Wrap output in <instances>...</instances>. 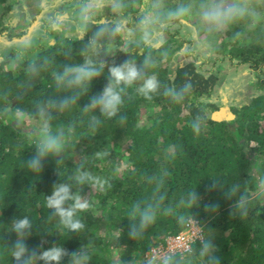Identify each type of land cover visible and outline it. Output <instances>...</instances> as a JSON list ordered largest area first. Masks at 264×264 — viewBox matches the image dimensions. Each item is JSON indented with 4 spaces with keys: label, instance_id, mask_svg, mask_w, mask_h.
Masks as SVG:
<instances>
[{
    "label": "trees",
    "instance_id": "obj_1",
    "mask_svg": "<svg viewBox=\"0 0 264 264\" xmlns=\"http://www.w3.org/2000/svg\"><path fill=\"white\" fill-rule=\"evenodd\" d=\"M20 1L0 0V38L5 34L13 42L21 36L6 34L9 27L4 22ZM63 1H48L51 10L44 9L45 21L35 27L40 45L30 57L21 59L12 51L0 64V264H17L12 252L18 237L12 226L25 217L31 223L25 244L37 256L59 246L69 254L81 253V264H127L125 255L117 262L111 254L131 249L139 255L164 245L184 228L183 205L190 207L191 218L204 221L206 233L222 231L226 236L215 245L206 237L194 245L192 254L166 264H264V75L257 83L260 94L249 105L223 104L215 99V75L202 72L195 62L176 63L175 51L181 47L174 38L158 47L126 43L120 34L112 41L114 47L98 59L109 65L128 59L139 66L147 60L144 74L155 75L159 87L151 99L136 91L140 81L125 89L117 116L108 119L98 108H85L106 85L107 67L87 91L58 87L54 79L53 73L62 72L65 65L83 63L84 46L97 30L92 25L81 37L51 44L47 36L53 33L44 35L42 29L47 23L58 24L55 11L78 10L80 2ZM154 2L122 0L119 15L140 27L146 15L156 17L161 11ZM178 5L180 0H162L165 10ZM97 20L108 28L117 22L112 15ZM259 20L239 22L233 44H224L230 66L249 64L257 69L264 62V17ZM77 92L74 103L61 106L65 97ZM145 109L148 123L140 125ZM16 115L36 120L45 116L54 135L72 136L81 157L58 152L43 159L40 171L30 169L27 162L36 155L41 137L20 127ZM84 172L103 181V188L93 186L92 180L78 183L76 177ZM56 184L70 185L73 194L89 202V209L77 214L82 230H68L47 208L46 199ZM146 210L154 219L141 227L140 213ZM61 264H71V255Z\"/></svg>",
    "mask_w": 264,
    "mask_h": 264
},
{
    "label": "clouds",
    "instance_id": "obj_2",
    "mask_svg": "<svg viewBox=\"0 0 264 264\" xmlns=\"http://www.w3.org/2000/svg\"><path fill=\"white\" fill-rule=\"evenodd\" d=\"M262 4H264V0H193L192 4H181L173 9L165 10L162 7V0H157L154 6L159 7L161 11L156 17L145 16L141 20L140 40L148 46H153L160 35L159 31L156 30V25L160 29H164L168 27L171 21L186 20L193 15L194 8L201 25L208 33L222 32L241 21L251 20L255 22L261 19L258 6ZM77 7L78 12L74 23L76 32L83 36L92 25H96L97 30L84 46L83 63L65 65L62 72L53 73L57 86L87 91L88 86L100 77L104 68L107 67L106 85L99 94L91 98L90 104L86 105L85 108H98L101 115L108 119L117 116L123 104L122 93L125 89L137 85L138 81L141 83L136 91L146 99H151V94L157 91L159 82L155 75L145 76L143 68L147 67V60L144 61L143 66H139L133 60L128 59L122 63L110 65L106 61L98 59L102 52L114 47L112 41L125 29L120 22H116L111 28H108L100 24L97 17L105 7H110L114 13H120L123 8L122 0H80ZM105 41H108L107 45ZM172 92L175 95V90ZM79 95L80 92H77L73 96L65 97L61 106L74 103ZM96 119L93 117V120ZM193 130L199 131L197 124L193 125ZM61 146L60 138L54 135L49 125L45 123L37 153L28 160V167L34 171H40L43 167V159L58 153ZM76 180L80 184L92 180L93 186H98L101 189L104 186L103 181L93 178L87 172L78 175ZM195 198V193H193L192 199ZM242 200L243 197H241ZM46 206L48 209L54 210L55 215L60 218L61 224L72 232H78L84 228V224L77 218V214L87 211L90 207L89 202L79 193H72L71 186L68 184L54 185L51 196L46 199ZM153 219L154 213L150 210L141 212V227L147 226ZM12 227L18 237L14 242L15 246L12 252L17 264H36L37 260L43 261L45 264H61L62 259L69 255H71V264H81V253L69 254L63 247L59 246H53L49 250L41 252L39 256L35 250L29 252L24 240L30 234L31 229V223L27 217L14 221ZM133 231H135V227H133Z\"/></svg>",
    "mask_w": 264,
    "mask_h": 264
},
{
    "label": "rangeland",
    "instance_id": "obj_3",
    "mask_svg": "<svg viewBox=\"0 0 264 264\" xmlns=\"http://www.w3.org/2000/svg\"><path fill=\"white\" fill-rule=\"evenodd\" d=\"M48 1L49 0H21L17 8L14 9L12 14H10V16H8V18L4 21L5 24H7V27H9L6 34L15 37L18 34H22L20 37L16 38V41L13 42L8 41V36L5 34L2 38H0V64L6 61L7 57L12 51L16 52L21 59H27L30 57L32 52L39 47V40L41 36L38 34L39 30H37L35 27L38 26V21H45L43 19V13L47 12V10L44 9L51 10V8L48 6ZM64 3H66L65 5H68L69 0H64L63 4ZM156 3L157 0H155L154 4L156 5ZM192 3L193 0H180V4L188 5ZM65 9L67 8H62L61 14L57 15V17L54 16L56 21H58L57 25L55 22L47 23L45 26L47 28L42 29L44 35L47 33V31L53 33L52 36H47V39L51 44H55V42H59L65 38L76 39L81 37V35L76 32L74 27L76 13L78 10ZM263 10L264 4L258 6V11L261 13V17H264ZM195 12L196 9L194 8L193 15L186 20H175L169 22L168 27L163 29L164 34L159 35L160 37L164 38L162 43L167 42V40L171 37L174 38L173 40L179 39V46L181 48H178L175 51L177 55V60H175L176 63L178 61L195 62L202 72L212 73L219 79V84L215 90V99L217 102L236 107L249 105L252 100H254L255 97L260 94L257 89V83L259 82V78H262V74L264 75V62L261 63L257 69L252 68L249 64H242L237 68L230 66L228 62H225V57L229 55V51L224 44H233L232 39L234 30L235 27H239L240 23L233 24L222 32L208 33L201 25L200 20ZM2 13L0 11V29L3 28V21L1 17ZM120 13H114L110 7H105L103 12L97 18L107 19L110 18L111 15L114 16L116 21L122 23L124 26L125 31L121 34V36L126 43H130L131 41L135 43H143L140 40L139 25L135 21H133L132 24H127L128 19L120 16ZM138 14L141 15L142 12ZM146 16L153 17L152 14ZM258 21L255 22L258 23ZM255 25L257 26V24ZM40 27L42 28V26ZM42 30L40 31L41 34H43ZM156 30L159 31L157 28ZM183 36H186V38H182ZM160 37L158 38L161 41L162 39ZM224 40H227L228 42L225 43ZM168 67L171 68L170 75L172 76L174 73V67L170 63ZM147 113L148 111H146V109L143 110V115L140 119V125L148 123ZM22 116L23 115H16V121L20 124V127L28 131V133H33V135L37 134V136L40 135L42 138L43 126L45 123H47L45 116L37 120L32 119L29 116ZM56 135L60 138L61 144L66 146L65 149L61 148L59 151L62 155L68 157L74 155L75 159L81 157V148L79 149L77 147V143L74 142V139L69 133L62 132ZM255 146V142L250 143V148H254ZM67 147L70 148L68 149ZM114 147L116 150H121L123 148L122 146L118 145ZM121 152L124 151L121 150ZM124 168L125 166L120 170H123ZM180 211V216L182 219L186 220L191 218L192 211L187 205L181 206ZM225 236L226 234L222 231H212L206 233V237H208L214 245L216 243L222 242L225 239ZM145 253L137 255L134 250L129 249L121 253H119V251L112 253L111 258L117 262H121L122 256L125 255V258L130 259L127 261V264H148Z\"/></svg>",
    "mask_w": 264,
    "mask_h": 264
},
{
    "label": "built area",
    "instance_id": "obj_4",
    "mask_svg": "<svg viewBox=\"0 0 264 264\" xmlns=\"http://www.w3.org/2000/svg\"><path fill=\"white\" fill-rule=\"evenodd\" d=\"M206 239L205 223L202 220L187 219L181 232L170 235L165 244L145 253L148 264H166L175 257L185 258L192 254L193 247Z\"/></svg>",
    "mask_w": 264,
    "mask_h": 264
},
{
    "label": "crops",
    "instance_id": "obj_5",
    "mask_svg": "<svg viewBox=\"0 0 264 264\" xmlns=\"http://www.w3.org/2000/svg\"><path fill=\"white\" fill-rule=\"evenodd\" d=\"M59 14H61V10H57V11H55L54 14H53V16H56V17H57V15H59ZM57 22H58V21H57ZM158 29H160V28H158ZM163 32H164L163 29L159 30V33L162 34V35L164 34ZM38 33H39V31H38ZM159 37H160V36H159ZM160 38H161L162 40L160 41L159 38H157V40H155V44H154V45L160 47V46L163 44L162 42L164 41V40H163L164 38H163V37H160ZM169 40H170V39H168L167 42H168ZM175 40H176V44H179V45H180V41H179V39H175ZM167 42H165V43H167Z\"/></svg>",
    "mask_w": 264,
    "mask_h": 264
}]
</instances>
